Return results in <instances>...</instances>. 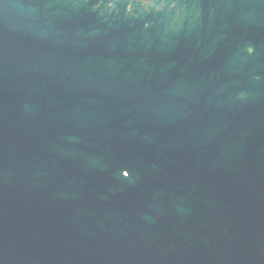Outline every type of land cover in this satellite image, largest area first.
<instances>
[{
    "label": "water",
    "instance_id": "95a60500",
    "mask_svg": "<svg viewBox=\"0 0 264 264\" xmlns=\"http://www.w3.org/2000/svg\"><path fill=\"white\" fill-rule=\"evenodd\" d=\"M0 264H264V0H0Z\"/></svg>",
    "mask_w": 264,
    "mask_h": 264
}]
</instances>
